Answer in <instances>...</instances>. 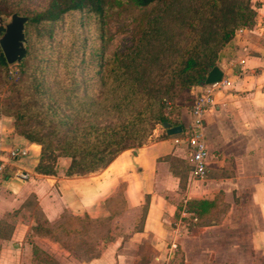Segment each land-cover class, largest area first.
<instances>
[{
	"label": "crops",
	"instance_id": "obj_1",
	"mask_svg": "<svg viewBox=\"0 0 264 264\" xmlns=\"http://www.w3.org/2000/svg\"><path fill=\"white\" fill-rule=\"evenodd\" d=\"M260 2L255 27L230 45L237 59L220 68L231 85L215 92L204 117L205 180L193 178L188 147L175 143L192 123L188 109L180 135L155 129L143 147L84 176H67L70 163L55 175L37 173L41 147L0 116V264H264ZM16 146L28 157L10 159ZM21 171L28 180L16 177ZM191 200L214 201V209L194 218L179 210Z\"/></svg>",
	"mask_w": 264,
	"mask_h": 264
},
{
	"label": "trees",
	"instance_id": "obj_2",
	"mask_svg": "<svg viewBox=\"0 0 264 264\" xmlns=\"http://www.w3.org/2000/svg\"><path fill=\"white\" fill-rule=\"evenodd\" d=\"M128 1L137 9H146L157 4L168 3L170 0ZM227 1L192 0L189 4L193 7L194 3V13L199 14L202 10L207 12L219 10ZM233 1L232 22L218 25L214 38L216 43L214 40L211 41V37L210 39L203 37L205 31H191L190 41L183 48L167 46L174 59L165 73L161 75L154 76L153 74L152 64L148 60L152 50H147L143 54V49L138 46L130 55L105 58L103 50L92 44L88 48L90 53L87 56L84 52L87 39H83L82 44L77 48L78 58L75 64L81 76L86 77L87 72L92 69L94 82L99 81L103 86L109 85V96L106 98L105 109L107 116L112 120L110 123H101L99 114L94 111L85 112L84 116L78 113H73L72 116L65 113L60 115L54 104L50 103L43 111L44 117L60 116L62 119L60 125L66 132L58 145L54 146L48 137L41 134L39 129L24 127L27 118L24 111L0 105V116L13 120L17 137L29 144L41 147L39 163L35 166L36 172L42 175H55L59 167L48 164L47 159L51 152L59 150L61 157L71 160L66 169V175L84 176L106 168L126 150L136 151L143 147L158 124L168 122L172 126L183 128L181 107L188 100H195L190 95L192 88L205 86L208 74L218 64L219 51L234 42L238 29H252L256 25L257 12L251 5L253 0ZM108 2L109 0H47L44 6L34 8L26 15H22L28 17L29 22L25 30L27 55L21 67L28 68L30 61L35 58H32L34 43L29 28L37 29L41 48L48 51V54H53V48L56 46L55 34L66 17L77 14L81 19H88V22L103 27ZM12 13L19 14L18 10ZM186 23L189 26L194 25V21L187 20ZM155 32L162 39L158 27ZM157 57L158 55L156 57L154 55V58ZM48 62L50 61L47 60L45 63L43 59H38L29 74L28 89L32 91L30 100H35L42 106L45 105L49 92L43 74V65H48ZM8 66L0 51V81L10 82L16 86L19 83L11 78H5L3 74L7 73ZM76 84L80 89L85 87L86 82L82 79ZM187 95L189 96L186 98ZM184 97L187 100L184 101ZM169 105L172 106L173 111H176L177 120L168 117L166 109ZM82 122L81 125L76 124ZM53 134H58V130ZM183 209L193 214L194 218H206L204 216L214 209V201L191 200L183 206L179 204V210Z\"/></svg>",
	"mask_w": 264,
	"mask_h": 264
},
{
	"label": "rangeland",
	"instance_id": "obj_3",
	"mask_svg": "<svg viewBox=\"0 0 264 264\" xmlns=\"http://www.w3.org/2000/svg\"><path fill=\"white\" fill-rule=\"evenodd\" d=\"M190 1L192 0H170L168 3L157 4L150 8L137 9L128 0H109L103 27L88 22V19H81L77 14L70 15L65 18L55 34L56 46L53 48V54H48V51L41 48L37 29L29 28L34 43L32 58H35L30 61L28 68L21 67V64L8 66L7 73H3L5 78H11L19 84L14 86L10 82L0 81V105L24 111L27 115L24 127L39 129L41 134L48 137L54 146L58 145L66 132L60 125L62 120L60 116L44 117L43 111L50 103L54 104L60 115L65 113L72 116L73 113H78L84 116L83 113L94 111L99 114L101 123H110L112 120L107 116L105 109L106 98L109 96V85L103 86L99 81L94 82L92 69L87 72L86 77L81 76V72L75 64L78 58L77 48L82 44V40L87 39L84 51L87 56L90 53L88 48L92 44L103 50L105 58L130 55L138 46L143 49V54L147 50H152L148 60L152 64L153 74L154 76L164 74L174 59L167 46L183 48L190 41L191 31H205L203 37L205 39L211 37V41H213L218 25L232 22L233 0H228L219 10H209L208 12L202 10L199 14L194 13V3L193 7H190ZM260 1L253 0L251 4L257 13L259 5H261ZM46 2L47 0H0V17L9 20L15 10H18L21 15H26L28 11L42 7ZM187 20L194 21V25H186ZM157 27L162 34V39L155 32ZM247 29H238L234 36V42L239 39L238 36L243 33L242 30ZM214 43H216L215 40ZM233 49L231 46H227L219 51L218 67L224 68L230 61L237 59ZM154 55L155 57L158 55V57L154 58ZM38 59H43L45 63L47 60L50 61L48 65H43V74L49 89L44 106L35 100H30L32 91L28 89L29 74ZM82 79L86 85L78 89L76 83ZM195 88L192 90L195 91ZM197 93L196 90L190 95L195 98ZM186 98L184 97V101L187 100ZM193 104L194 100H188L181 108L191 110ZM166 110L169 118L178 119V116L175 117L176 111H173L171 105ZM76 124L81 125L83 122ZM155 129L163 130L161 124L156 125ZM57 130L58 134L54 135L53 133H56ZM59 152V150L51 152L47 159V163L57 165L58 170L62 169L61 167L65 168L71 162L70 159L61 157Z\"/></svg>",
	"mask_w": 264,
	"mask_h": 264
},
{
	"label": "built area",
	"instance_id": "obj_4",
	"mask_svg": "<svg viewBox=\"0 0 264 264\" xmlns=\"http://www.w3.org/2000/svg\"><path fill=\"white\" fill-rule=\"evenodd\" d=\"M231 83L223 79L213 85H209L208 89L200 91L194 100L191 108L193 116L192 123L188 127L184 136L176 139V144H184L188 147V161L194 179L205 180L208 171L209 149L204 136V117L215 106V92L230 87ZM30 151L20 146L13 147L9 152L12 160H19L28 157ZM16 177L22 181L29 178L26 172H17ZM182 225L177 224L175 227L179 229Z\"/></svg>",
	"mask_w": 264,
	"mask_h": 264
},
{
	"label": "water",
	"instance_id": "obj_5",
	"mask_svg": "<svg viewBox=\"0 0 264 264\" xmlns=\"http://www.w3.org/2000/svg\"><path fill=\"white\" fill-rule=\"evenodd\" d=\"M29 18L14 13L9 20L0 17V50L9 66L20 65L27 55L26 25ZM224 72L220 67H214L208 74L205 85H213L220 82ZM162 128L168 136H177L183 132L181 126H172L168 122L162 124Z\"/></svg>",
	"mask_w": 264,
	"mask_h": 264
}]
</instances>
